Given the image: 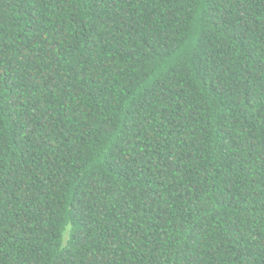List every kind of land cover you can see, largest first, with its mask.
Segmentation results:
<instances>
[{"label":"trees","instance_id":"16d2710c","mask_svg":"<svg viewBox=\"0 0 264 264\" xmlns=\"http://www.w3.org/2000/svg\"><path fill=\"white\" fill-rule=\"evenodd\" d=\"M0 264H264V0H0Z\"/></svg>","mask_w":264,"mask_h":264}]
</instances>
